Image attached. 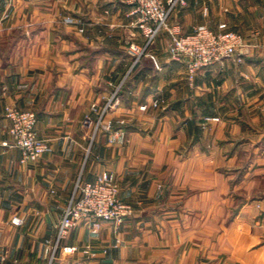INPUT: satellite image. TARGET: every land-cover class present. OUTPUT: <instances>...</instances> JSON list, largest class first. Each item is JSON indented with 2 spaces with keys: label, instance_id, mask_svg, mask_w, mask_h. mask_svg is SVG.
I'll return each mask as SVG.
<instances>
[{
  "label": "crops",
  "instance_id": "1",
  "mask_svg": "<svg viewBox=\"0 0 264 264\" xmlns=\"http://www.w3.org/2000/svg\"><path fill=\"white\" fill-rule=\"evenodd\" d=\"M132 10L121 0H0V264H47L78 178L105 170L134 212L119 224L79 221L63 264H264V0L177 6L183 31L227 23L247 42L242 61L205 67L194 84L170 56L169 33L151 45L155 59L135 63L130 44L145 36ZM119 85L108 117L126 139L92 140L82 120ZM154 98L160 107L141 108ZM8 105L37 112L50 145L38 161H20Z\"/></svg>",
  "mask_w": 264,
  "mask_h": 264
},
{
  "label": "built area",
  "instance_id": "2",
  "mask_svg": "<svg viewBox=\"0 0 264 264\" xmlns=\"http://www.w3.org/2000/svg\"><path fill=\"white\" fill-rule=\"evenodd\" d=\"M133 5L132 13L137 14L136 25L145 36L143 45L132 42L131 50L135 54V63L147 54L155 56L149 49L155 39L162 33L170 35L169 52L172 59L184 61L187 65V75L191 84L205 67L222 62L227 58L242 61L244 47L247 45L243 33L230 29L227 23H221L215 29L206 23L198 24L192 31H183L180 22L172 21V14L178 5H186L187 0H121ZM121 85L111 93L104 105L93 103L85 114L82 124L91 130L92 140L100 131L109 135L111 143L123 142L126 131L116 127L114 119L108 115L121 102ZM162 101L154 98L141 103V108L160 107ZM94 113L96 116H94ZM6 116L10 119L9 131L14 143L21 151L22 163L36 162L50 149L46 138L38 133V115L33 109H21L8 105ZM217 118V117H213ZM124 123V120H119ZM120 185L111 171L101 172L95 180H84L81 176L76 182V188L65 213L60 221L58 232L53 241L48 244L47 264H63L62 252H74L76 245L65 243L73 228L83 219L94 220L97 227L101 220L122 223L134 212L131 203L125 201L119 194ZM21 222V218L14 217Z\"/></svg>",
  "mask_w": 264,
  "mask_h": 264
},
{
  "label": "rangeland",
  "instance_id": "3",
  "mask_svg": "<svg viewBox=\"0 0 264 264\" xmlns=\"http://www.w3.org/2000/svg\"><path fill=\"white\" fill-rule=\"evenodd\" d=\"M82 178H83V176H82Z\"/></svg>",
  "mask_w": 264,
  "mask_h": 264
}]
</instances>
